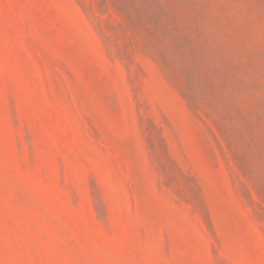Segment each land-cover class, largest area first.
I'll return each instance as SVG.
<instances>
[{
	"label": "rangeland",
	"instance_id": "374dc122",
	"mask_svg": "<svg viewBox=\"0 0 264 264\" xmlns=\"http://www.w3.org/2000/svg\"><path fill=\"white\" fill-rule=\"evenodd\" d=\"M0 264H264V0H0Z\"/></svg>",
	"mask_w": 264,
	"mask_h": 264
}]
</instances>
